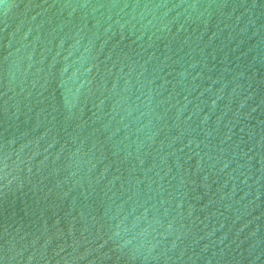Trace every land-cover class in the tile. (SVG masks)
Masks as SVG:
<instances>
[{
    "label": "water",
    "instance_id": "95a60500",
    "mask_svg": "<svg viewBox=\"0 0 264 264\" xmlns=\"http://www.w3.org/2000/svg\"><path fill=\"white\" fill-rule=\"evenodd\" d=\"M0 264H264V0H0Z\"/></svg>",
    "mask_w": 264,
    "mask_h": 264
}]
</instances>
